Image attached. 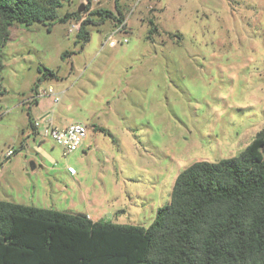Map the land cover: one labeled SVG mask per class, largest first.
Instances as JSON below:
<instances>
[{
  "label": "rangeland",
  "instance_id": "rangeland-1",
  "mask_svg": "<svg viewBox=\"0 0 264 264\" xmlns=\"http://www.w3.org/2000/svg\"><path fill=\"white\" fill-rule=\"evenodd\" d=\"M98 9L120 11L125 31L114 37L127 42L108 44L120 22H101ZM75 12L50 31L38 22L10 28L2 48L0 195L147 227L170 201L179 172L236 156L264 126V0H71L58 10ZM84 19L90 38L75 43ZM44 68L57 75L40 82L58 98L40 97L52 124H85L87 140L100 133L96 147L63 156L41 135L46 117L20 146L27 109L19 101ZM93 114L116 134L96 130L87 119Z\"/></svg>",
  "mask_w": 264,
  "mask_h": 264
},
{
  "label": "trees",
  "instance_id": "trees-1",
  "mask_svg": "<svg viewBox=\"0 0 264 264\" xmlns=\"http://www.w3.org/2000/svg\"><path fill=\"white\" fill-rule=\"evenodd\" d=\"M68 1L0 0V94L10 28L38 22L50 31L77 15L59 16ZM97 13L101 22L123 21L119 10V17ZM90 22L81 21L75 43L89 40ZM39 72L35 85L57 77L50 68ZM0 264H264V126L236 156L195 161L179 172L170 201L147 227L0 200Z\"/></svg>",
  "mask_w": 264,
  "mask_h": 264
},
{
  "label": "built area",
  "instance_id": "built-area-1",
  "mask_svg": "<svg viewBox=\"0 0 264 264\" xmlns=\"http://www.w3.org/2000/svg\"><path fill=\"white\" fill-rule=\"evenodd\" d=\"M126 22L121 21L108 35L107 41L110 46H115L116 44H122L128 41L126 37L115 38L114 35L125 31ZM49 96L52 97L54 101H57L56 92L52 86L41 87L36 86L35 90L27 97L24 102L29 105L34 100L40 97ZM40 125L39 120L33 121L34 129H37ZM39 134V133H38ZM87 127L81 122H71L65 126H55L49 121L43 126V131L41 133L44 137H50L57 145L62 149L63 156L77 150L83 139L86 137ZM14 154V149L10 148L6 152V156L9 157ZM67 170L69 173H75V169L72 166H68Z\"/></svg>",
  "mask_w": 264,
  "mask_h": 264
},
{
  "label": "crops",
  "instance_id": "crops-1",
  "mask_svg": "<svg viewBox=\"0 0 264 264\" xmlns=\"http://www.w3.org/2000/svg\"><path fill=\"white\" fill-rule=\"evenodd\" d=\"M69 58L71 57V55H69L68 56ZM57 76V75H56ZM45 80H47V79H45ZM43 81V80H42ZM41 82V81H40ZM40 82H38L33 88H34V90H35V88H36V86H41L40 85ZM49 86H51V85H49ZM33 91V90H32ZM32 93V92H31ZM31 95V94H30ZM29 95V96H30ZM29 96H27V97H29ZM26 97V98H27ZM25 98V99H26ZM49 98H51L52 99V97H49ZM24 98H22L20 101H19V105H25L26 106V109H28L29 108V114H30V116H31V118H32V122L34 121V120H36L37 118H40L41 120L42 119H44V117H46V119H48V121L50 122V123H52V120L50 119V117H49V115H50V111L49 110H47V108L44 106V101H43V99L42 98H38L37 100H36V102L34 103V104H30V105H27L25 102H24V100H25ZM53 100V99H52ZM71 108V105L70 104H68L67 105V109H70ZM28 112L26 111V121H25V124H24V128H23V130H22V132L24 131V129L26 130V132L25 133H21V136L18 138V141H19V143H20V146L22 145L21 144V140H22V137H24V141H23V144H27L26 143V141H27V139L29 138V137H36L37 136V134H38V129H34V130H32V128L30 127V125H29V121H28ZM87 119H89L90 120V122H91V125L92 126H94V128L96 129V130H98V131H101L100 129L101 128H104L105 130H109V131H112L110 128H109V126H107V120L106 119H101L100 118V116L99 115H95V114H93L91 117H89V118H87ZM72 122H78V121H72ZM71 123V122H70ZM62 126V125H61ZM99 134L100 133H93L92 135H90V136H92L91 138H89L88 140L86 139V137L83 139V141H82V143H81V145H80V149L82 150V151H84L85 149H88V151H89V149L92 147V145H94V147H96L97 146V139H98V137H99ZM103 134H109V135H115L116 133H104L103 132ZM23 163H25V162H23ZM34 165V167H35V164H33ZM7 197V198H6ZM6 197H4V196H2V195H0V200H6V201H10V202H15L16 203V201L12 198L13 196L12 195H9V194H7L6 195ZM11 197V198H10ZM20 204H24V205H28V204H25V203H20ZM30 206H33V205H30ZM44 208V207H43ZM84 214H86V216L89 218V219H91L92 221H98V220H105L103 217H101L100 215L99 216H92L90 213H84ZM117 220V219H116ZM115 220V221H116ZM115 223H119V222H115ZM120 224H126V223H120Z\"/></svg>",
  "mask_w": 264,
  "mask_h": 264
},
{
  "label": "water",
  "instance_id": "water-1",
  "mask_svg": "<svg viewBox=\"0 0 264 264\" xmlns=\"http://www.w3.org/2000/svg\"><path fill=\"white\" fill-rule=\"evenodd\" d=\"M81 10H82V6L79 7L78 12H80ZM32 166L34 165L32 164Z\"/></svg>",
  "mask_w": 264,
  "mask_h": 264
}]
</instances>
